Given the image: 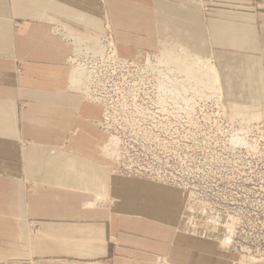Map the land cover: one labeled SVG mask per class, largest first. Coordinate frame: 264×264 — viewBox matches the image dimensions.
I'll return each instance as SVG.
<instances>
[{
    "label": "crops",
    "instance_id": "obj_1",
    "mask_svg": "<svg viewBox=\"0 0 264 264\" xmlns=\"http://www.w3.org/2000/svg\"><path fill=\"white\" fill-rule=\"evenodd\" d=\"M256 1L213 8L206 29L224 98L264 120ZM174 11L165 30L183 41L191 14ZM102 19V0H0V264H225L180 230L183 191L116 175L104 156L102 109L70 88L72 46L57 34L97 41Z\"/></svg>",
    "mask_w": 264,
    "mask_h": 264
},
{
    "label": "rangeland",
    "instance_id": "obj_2",
    "mask_svg": "<svg viewBox=\"0 0 264 264\" xmlns=\"http://www.w3.org/2000/svg\"><path fill=\"white\" fill-rule=\"evenodd\" d=\"M102 5L97 41L77 36L86 41L77 44L74 34L64 29L57 34L72 46L67 64L69 82L73 75L75 83L70 88L102 109L97 126L108 137L104 156L118 172L132 169V175H116L183 191L179 228L215 242L224 256L217 259L264 264L262 111L230 104L220 81L218 93L205 71L196 81L175 63L166 65L161 55L169 45L178 58L188 53L207 59L217 72L218 49L210 45L206 29L212 9L260 10L261 5L256 0H102ZM173 10L191 14L178 33L183 41L174 29L165 30L176 21ZM232 108L250 112L241 118ZM217 219L233 226L223 227Z\"/></svg>",
    "mask_w": 264,
    "mask_h": 264
},
{
    "label": "bare ground",
    "instance_id": "obj_3",
    "mask_svg": "<svg viewBox=\"0 0 264 264\" xmlns=\"http://www.w3.org/2000/svg\"><path fill=\"white\" fill-rule=\"evenodd\" d=\"M78 39L75 38L74 43H77ZM82 42L81 40H79ZM79 43V42H78ZM77 43V44H78ZM86 46H89L88 43ZM91 46V45H90ZM179 53V52H178ZM181 53V52H180ZM162 60H164L165 63L168 64H176L178 68H180L181 71L186 70V73L191 75V78H194L196 81H201V78L203 77V73H200L199 71H205L206 73V78H208V81L210 82L211 86L213 89H215L218 93H220V87H219V80H218V75L217 72L214 68V66L211 64V62L207 59H203L194 55H190L188 53H182L183 57L178 58L179 56L176 55L174 48L168 46H164L162 50ZM181 55V54H180ZM143 58V57H142ZM141 59V58H140ZM146 59V58H145ZM179 62V63H178ZM75 65V64H74ZM80 72V71H79ZM82 81V80H81ZM71 85H74V76H71ZM77 88V87H76ZM80 88V87H79ZM77 91V90H76ZM88 95V94H87ZM233 113L235 114H241L240 117L242 118L243 116L246 117L248 116L249 112L248 110H242L240 108H232L231 109ZM109 159V158H108ZM126 168V167H125ZM212 215V214H211ZM214 217V216H213ZM216 217V216H215ZM214 217V218H215ZM218 217V216H217ZM224 218V217H223ZM228 219V218H227ZM215 220V219H214ZM218 220V219H217ZM222 220V218H221ZM218 220V223H220L223 227L228 228L229 225H232L231 223L229 224V221H221ZM216 221V220H215ZM228 223V224H227ZM233 223V222H232ZM217 224V223H215ZM204 226V225H203ZM233 226V225H232ZM235 226V225H234ZM233 229V227H232ZM231 229V230H232ZM226 231V230H225ZM224 231V232H225ZM226 233V232H225ZM224 234V233H223ZM227 235V234H225ZM224 238V237H223ZM225 239V238H224Z\"/></svg>",
    "mask_w": 264,
    "mask_h": 264
},
{
    "label": "built area",
    "instance_id": "obj_4",
    "mask_svg": "<svg viewBox=\"0 0 264 264\" xmlns=\"http://www.w3.org/2000/svg\"><path fill=\"white\" fill-rule=\"evenodd\" d=\"M118 167H119V166H118ZM130 171H132V169H130V168H128V169H127V168H124V169H120V168H119V172H118V173H119L120 175H123V174H129V175H132V173H131ZM122 173H123V174H122Z\"/></svg>",
    "mask_w": 264,
    "mask_h": 264
}]
</instances>
